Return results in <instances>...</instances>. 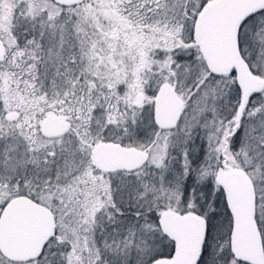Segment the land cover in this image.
I'll list each match as a JSON object with an SVG mask.
<instances>
[{
    "label": "snow or ice",
    "instance_id": "snow-or-ice-1",
    "mask_svg": "<svg viewBox=\"0 0 264 264\" xmlns=\"http://www.w3.org/2000/svg\"><path fill=\"white\" fill-rule=\"evenodd\" d=\"M0 264H264V0H0Z\"/></svg>",
    "mask_w": 264,
    "mask_h": 264
}]
</instances>
